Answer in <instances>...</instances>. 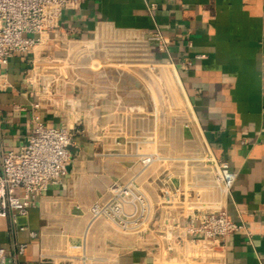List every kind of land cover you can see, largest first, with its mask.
<instances>
[{
    "label": "crops",
    "instance_id": "obj_1",
    "mask_svg": "<svg viewBox=\"0 0 264 264\" xmlns=\"http://www.w3.org/2000/svg\"><path fill=\"white\" fill-rule=\"evenodd\" d=\"M156 28L168 50L149 38ZM96 87L109 96L93 100ZM34 114L75 130L74 144L61 181L27 215L0 218V245L27 244L15 264H264V0H81L64 8L40 44L0 64V145L23 144ZM205 146L236 172L221 203L244 225L214 254L195 252L203 236L166 256L138 232L91 223L89 204L140 169L139 153L158 155L135 180L157 201L155 177L172 173L187 186L183 157Z\"/></svg>",
    "mask_w": 264,
    "mask_h": 264
},
{
    "label": "built area",
    "instance_id": "obj_2",
    "mask_svg": "<svg viewBox=\"0 0 264 264\" xmlns=\"http://www.w3.org/2000/svg\"><path fill=\"white\" fill-rule=\"evenodd\" d=\"M80 1L0 0V64L40 44L44 33L56 26L62 10L76 7ZM149 38L168 50L169 42L158 28L149 32ZM108 96L105 89L96 87L92 92L95 101ZM32 122L33 132L18 148L0 145V218L15 220L27 215L67 173L75 130L63 124L48 125L38 114L32 116ZM138 158L142 164L138 171L125 180H114L105 199L89 204L91 223L103 219L117 231L138 232L146 247L166 256L176 252L186 238L195 242L199 236L205 237L206 245L195 252L214 254L226 236L243 229L221 203L222 194L230 192L236 178L227 159L217 157L207 146L200 155L183 157L187 164L183 175L189 172L187 186L174 184L172 173L164 172L154 179L157 201H151L135 180L158 155L152 150L139 153ZM127 205L133 212L126 210ZM29 234L34 237L37 232L30 230ZM26 246L20 242L10 250L0 245V264H15Z\"/></svg>",
    "mask_w": 264,
    "mask_h": 264
}]
</instances>
